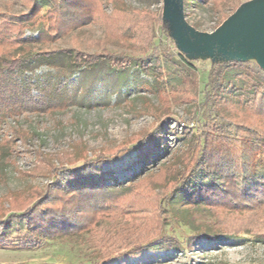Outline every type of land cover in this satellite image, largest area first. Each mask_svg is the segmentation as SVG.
Returning <instances> with one entry per match:
<instances>
[{
  "label": "rangeland",
  "instance_id": "374dc122",
  "mask_svg": "<svg viewBox=\"0 0 264 264\" xmlns=\"http://www.w3.org/2000/svg\"><path fill=\"white\" fill-rule=\"evenodd\" d=\"M30 1L0 0V20L29 13ZM247 1L250 0H240ZM48 2L38 10L33 26L22 30L24 35L37 36V31L48 25L45 16L53 11L47 7H52L54 0ZM170 3L168 0H118L116 4L113 0H94L92 9H88L92 20L66 27L62 36L32 47L30 53L55 48L114 56L100 58L91 66H70L71 74L60 93L65 102L63 108L0 118L1 220L10 213L12 205L13 211L20 212L30 207L21 206L31 202V197L23 199L22 195L35 188L42 189L50 181L49 177L39 174L44 163L38 152L67 151L74 156L82 149L90 158L101 149L131 144L132 138L159 123L164 149L153 150L143 165L134 161L133 149L122 151L102 164L106 175L121 183L147 169L150 176L142 179L141 185L129 194L104 199L99 212L91 207L90 212L81 214V219L92 220L94 229L96 226L99 230L119 223L138 224V229L143 225L155 227L160 219V203L170 189L165 184L168 175L163 164H171L174 153L184 148L190 138H197L204 122L218 125L211 119L207 106L198 105L203 101L202 89L211 57L208 52L188 56L177 45L180 30L173 28L169 18L174 0ZM181 10L184 22L192 31L206 34L216 29L217 17L210 2L183 0ZM233 12L228 11L229 15ZM79 13L81 16L82 12ZM162 16L167 25L162 23ZM153 34L155 38L150 43ZM70 59L63 52L38 60L30 58L26 74L39 81L52 78L55 82L57 78L51 65L68 64ZM156 59L158 66L151 64ZM33 92L37 94L36 90ZM155 107L168 111L156 120ZM14 130L21 131L14 135ZM258 162L257 173L264 176V154ZM160 184H165L163 191ZM184 203V192L179 190L167 199L166 206L184 210ZM92 214H96L94 219ZM217 215L225 236L191 238L189 228L169 215L163 238L136 251H122L107 260H99L97 253L85 243L95 234L96 229L90 231L91 226L61 238L44 239L27 233L21 223L14 222L5 231V237L0 238V264H264V237L247 232L255 224L254 216L237 212ZM197 218L209 219L201 214ZM171 237L177 239V248H168L163 242Z\"/></svg>",
  "mask_w": 264,
  "mask_h": 264
},
{
  "label": "trees",
  "instance_id": "16d2710c",
  "mask_svg": "<svg viewBox=\"0 0 264 264\" xmlns=\"http://www.w3.org/2000/svg\"><path fill=\"white\" fill-rule=\"evenodd\" d=\"M197 1L211 3L217 17L216 27L229 16V10L234 11L241 4L240 0ZM30 2L29 13L0 20V118L24 112L49 113L63 108L65 102L60 93L71 74L70 66H91L100 58L114 56L55 48L30 53L35 44H47L62 36L66 27L73 28L92 20L88 9H92L94 0H54L53 6L47 7L53 11L45 16L48 25L37 31V36L24 35L22 30L33 26L38 10L49 2ZM113 2L117 4L118 0ZM71 8L72 12L76 10L75 15L70 12ZM154 38L153 34L150 43ZM59 52L66 53L71 59L68 64L51 65L57 81L52 78L39 81L26 74L30 58L38 60ZM157 61L151 64L158 66ZM203 86V101L198 105L207 106L211 119L218 125L214 127L212 123L204 122L197 138H190L184 148L176 151L171 164H163L168 175L165 184L170 189L160 203V219L154 228L143 225L138 229V224L119 223L102 230L95 226V230L94 222L84 221L81 214L95 207L94 211L99 212L104 199L127 195L141 185L142 179L150 176L147 169L121 183L108 177L102 164L122 151L133 149L134 161L143 165L153 150L164 149L162 134L158 132L159 123L132 138L131 144L101 149L90 158L82 149L74 156L67 151L56 154L37 151L42 165L44 163L39 174L49 177L50 181L42 189L35 188L22 195L23 199L31 197L30 204H21L30 206L23 212L13 211L14 205L10 207L11 211L8 209L10 213L4 220L0 219V238L5 237V231L14 222L21 223L27 233L44 239L61 238L91 226L90 231L95 230V234L85 243L97 253L99 260H107L122 251H136L163 238L169 215L189 228L191 238H197L225 236L217 213L236 212L251 213L255 224H251L247 232L264 237V176L257 173L259 157L264 154V70L252 60L214 61ZM34 90L37 94H33ZM157 108L153 110L156 120L168 111ZM19 131L14 130L13 134L19 135ZM142 175L144 177L139 178ZM165 184H160L161 191ZM179 190L185 195V209H168L167 199ZM197 214L209 219H198ZM93 215L96 214H92L94 219ZM164 241L168 248L179 246L175 238Z\"/></svg>",
  "mask_w": 264,
  "mask_h": 264
},
{
  "label": "water",
  "instance_id": "95a60500",
  "mask_svg": "<svg viewBox=\"0 0 264 264\" xmlns=\"http://www.w3.org/2000/svg\"><path fill=\"white\" fill-rule=\"evenodd\" d=\"M168 2L171 4V0ZM182 2L174 0L169 18L173 28L180 30L177 45L186 55L208 52L211 62L252 60L264 70V0L241 3L216 29L206 34H198L187 27L182 16ZM161 18L167 25L165 18Z\"/></svg>",
  "mask_w": 264,
  "mask_h": 264
}]
</instances>
